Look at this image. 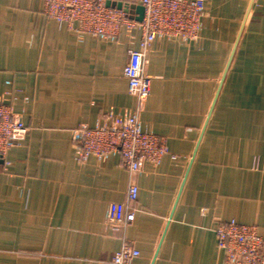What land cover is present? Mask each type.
<instances>
[{"label": "crops", "instance_id": "0c3cea01", "mask_svg": "<svg viewBox=\"0 0 264 264\" xmlns=\"http://www.w3.org/2000/svg\"><path fill=\"white\" fill-rule=\"evenodd\" d=\"M195 42L156 38L150 93L137 113L168 148L131 174L116 153L79 163L73 131L136 111L123 68L138 28L110 40L47 19L42 0H0V99L28 129L0 158V264H227L221 221L264 239V0H204ZM135 16L138 0H106ZM174 156V158H172ZM137 187L134 220L112 230L108 205Z\"/></svg>", "mask_w": 264, "mask_h": 264}, {"label": "built area", "instance_id": "2783aa9c", "mask_svg": "<svg viewBox=\"0 0 264 264\" xmlns=\"http://www.w3.org/2000/svg\"><path fill=\"white\" fill-rule=\"evenodd\" d=\"M143 8L141 21L106 0H42V12L47 19L64 22L77 34H91L101 40H110L121 27L130 34L138 28L141 33L139 47L128 52L123 68L127 92L137 101V110L119 114L109 112L108 123L93 128L85 125L72 134V149L76 160L84 164L89 157L103 161L116 153L131 174L141 170L142 163L155 167L168 154L164 140L143 131L137 113L150 93V77L145 73L146 51L156 38L195 42L205 15L204 0H138ZM28 129L11 103L0 99V158L16 143L22 141ZM174 158V156H172ZM137 187L131 184L126 203L108 205L105 224L112 230L126 227L134 220L133 205ZM216 248L222 251L227 264H264V239L253 225H242L234 220L221 221L214 229ZM139 252L128 241L113 255L111 264H132Z\"/></svg>", "mask_w": 264, "mask_h": 264}, {"label": "water", "instance_id": "95a60500", "mask_svg": "<svg viewBox=\"0 0 264 264\" xmlns=\"http://www.w3.org/2000/svg\"><path fill=\"white\" fill-rule=\"evenodd\" d=\"M118 9H122L120 5H117ZM124 12H127L126 9H122ZM142 17H143V8L139 5L135 8V16H134V19L136 21H141L142 20Z\"/></svg>", "mask_w": 264, "mask_h": 264}]
</instances>
